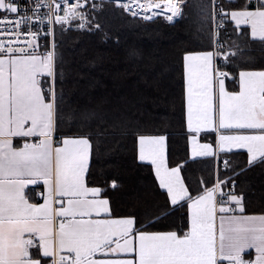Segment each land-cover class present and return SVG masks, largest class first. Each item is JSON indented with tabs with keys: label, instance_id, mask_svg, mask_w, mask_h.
Instances as JSON below:
<instances>
[{
	"label": "snow or ice",
	"instance_id": "obj_1",
	"mask_svg": "<svg viewBox=\"0 0 264 264\" xmlns=\"http://www.w3.org/2000/svg\"><path fill=\"white\" fill-rule=\"evenodd\" d=\"M186 3L0 0V264H264V209L250 211L236 190L238 175L264 166V68L236 60L251 42L264 45V0L200 5L210 43L183 55L184 157L170 159V134H134L167 214L186 211L175 229L154 230L155 213L142 220L114 209L108 193L118 182L97 183L93 174L100 135L91 127L94 113H81L79 127H63L77 116L62 107L57 31L73 21L81 30H102L107 4L134 18L173 22ZM233 150H246V161L234 165ZM199 158L224 171L217 167L192 187L183 173Z\"/></svg>",
	"mask_w": 264,
	"mask_h": 264
},
{
	"label": "trees",
	"instance_id": "obj_2",
	"mask_svg": "<svg viewBox=\"0 0 264 264\" xmlns=\"http://www.w3.org/2000/svg\"><path fill=\"white\" fill-rule=\"evenodd\" d=\"M189 1L173 25L161 17L153 22L131 18L109 4L99 15L102 30L56 33L63 58L62 107L65 114L77 116L63 127H79L81 113L95 114L91 127L100 134L92 161L96 182L116 180L117 188L108 193L114 209L135 212L142 220L155 213L154 230L175 229L184 222L186 211L167 214L170 206L165 205L151 167L138 160L134 134H170L171 160H181L188 148L183 135V55L207 50L210 43L207 26L200 23V5H209L210 0H194L199 3L194 14L189 12ZM188 16L199 22L198 29L187 22ZM121 125L128 127L124 130ZM206 162L188 166L187 183L192 186L196 176L204 174ZM236 179V190L243 192L249 210L259 213L264 209V166L252 167Z\"/></svg>",
	"mask_w": 264,
	"mask_h": 264
},
{
	"label": "crops",
	"instance_id": "obj_3",
	"mask_svg": "<svg viewBox=\"0 0 264 264\" xmlns=\"http://www.w3.org/2000/svg\"><path fill=\"white\" fill-rule=\"evenodd\" d=\"M242 0H240V3ZM211 3V0H210ZM228 4L229 0H225L224 4ZM232 4H239L236 2V0H231ZM210 5V4H209ZM237 66L238 67H244V68H251V69H260L264 68V45H262L258 41L251 42L250 45L247 48H244L242 52L237 53L236 56ZM228 87L230 90H233L236 88V85L230 80L228 81ZM185 106H186V99H185ZM203 135V134H202ZM214 138V134L206 137V139L211 140ZM236 155H233L230 157L231 161L233 164H242L244 161L247 159V152L246 150H233ZM241 155V156H240ZM139 160V159H138ZM207 160L208 162L204 163L205 165V170L204 174H199L196 176V178L193 181L192 187H195L196 184L202 179L208 176L209 171H214L217 168V163L213 161L211 158H199V161H204ZM142 164L148 165L146 162H141ZM151 167V166H150ZM207 168V170H206ZM220 170V169H219ZM224 170H220L221 173H223ZM154 174V173H153ZM184 175V173H183ZM30 189L36 188V186H29ZM40 189H42V185L40 186ZM37 189V190H40ZM35 195V193H32ZM42 202V201H40Z\"/></svg>",
	"mask_w": 264,
	"mask_h": 264
},
{
	"label": "built area",
	"instance_id": "obj_4",
	"mask_svg": "<svg viewBox=\"0 0 264 264\" xmlns=\"http://www.w3.org/2000/svg\"><path fill=\"white\" fill-rule=\"evenodd\" d=\"M142 1L145 2V0H142ZM224 1H225V0H222L223 3H224ZM73 2H74V0H73ZM89 2H90V0H89ZM216 3H217V4L221 3V0H216ZM42 11H46V10H42ZM127 14L131 16V14H129V13H127ZM131 17H132V16H131ZM160 17H163V16H160ZM160 17H158V18H160ZM133 18H134V17H133ZM135 18L142 19V18H140V17H135ZM143 20H144V21H149V20H145V19H143ZM178 21H179V20L174 19L173 22H168V21H167V22H168L169 24L173 25V24L177 23ZM76 23H78V21H73V22H72L73 26L68 27L67 31H65V32H66V33H67V32L85 33V32L90 31L88 28H85V29H82V30H81V29H78L77 27L74 26ZM228 34L231 35V31H230V29L228 30ZM50 39H51V38H49V40H50ZM217 167H218L220 170H224V169H223V164H222V163L219 164V165H217Z\"/></svg>",
	"mask_w": 264,
	"mask_h": 264
},
{
	"label": "rangeland",
	"instance_id": "obj_5",
	"mask_svg": "<svg viewBox=\"0 0 264 264\" xmlns=\"http://www.w3.org/2000/svg\"><path fill=\"white\" fill-rule=\"evenodd\" d=\"M187 2H188V0H187ZM200 3H201V1H200ZM202 4V3H201ZM107 5H109V4H107ZM106 5V6H107ZM186 5H188V3H186ZM189 5H190V8H189V12L191 13V14H194L195 12H196V8L198 9V7H197V5H199V3H196V2H194V0H190L189 1ZM106 8V7H105ZM115 8H116V10H118V11H120V12H123V13H125V14H127L126 12H124V11H122L120 8H118L117 6H115ZM188 14V13H187ZM131 17V16H130ZM132 18V17H131ZM161 19L162 20H164L165 22H167L166 21V19L164 18V17H161ZM142 21H143V19H142ZM187 22H189V24L191 25V26H193V28L194 29H198V26H197V24L199 23V22H197V21H195L194 22V18H190L189 16L187 17ZM168 23V22H167ZM169 24V23H168ZM200 27H202V26H200ZM93 30H95V28L93 27L92 28V30H90V31H93ZM129 30V29H128ZM89 31V32H90ZM198 31V30H197ZM230 31H231V29H230ZM193 32V31H192ZM191 32V33H192ZM66 33V32H65ZM190 34V33H189ZM190 36H191V34H190Z\"/></svg>",
	"mask_w": 264,
	"mask_h": 264
},
{
	"label": "bare ground",
	"instance_id": "obj_6",
	"mask_svg": "<svg viewBox=\"0 0 264 264\" xmlns=\"http://www.w3.org/2000/svg\"><path fill=\"white\" fill-rule=\"evenodd\" d=\"M141 2H144V1H142L141 0ZM162 16V15H161ZM183 16V15H182ZM182 16H180V17H176V18H174V19H177V20H181V18H182ZM158 17H160V16H154V18L153 19H151V20H149V22H153V21H155Z\"/></svg>",
	"mask_w": 264,
	"mask_h": 264
}]
</instances>
